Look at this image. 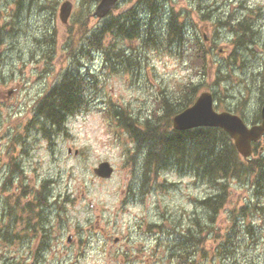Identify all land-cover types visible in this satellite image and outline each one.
Masks as SVG:
<instances>
[{
	"label": "rangeland",
	"instance_id": "374dc122",
	"mask_svg": "<svg viewBox=\"0 0 264 264\" xmlns=\"http://www.w3.org/2000/svg\"><path fill=\"white\" fill-rule=\"evenodd\" d=\"M62 1L0 0V264H172L188 230L199 239L195 264H264V179L263 187L228 179L211 220L198 201L220 187L172 156L147 170L145 148L113 116L123 112L139 129L147 120L165 128L162 99L173 106L191 81L201 84L197 95L217 94L216 110H237L252 124L264 99V0H159L150 8L151 0H121L102 20L92 16L99 0H69L65 25ZM129 14L136 36L106 33L99 50L88 42L106 21ZM172 15L181 40L167 36ZM243 19L255 32L244 45L223 24ZM203 33L206 77L193 60ZM69 73L84 81L86 105L56 129L34 105ZM252 158L264 163V151ZM103 161L113 168L109 179L93 174ZM42 185L41 206L33 208ZM196 223L212 231L205 235Z\"/></svg>",
	"mask_w": 264,
	"mask_h": 264
},
{
	"label": "trees",
	"instance_id": "16d2710c",
	"mask_svg": "<svg viewBox=\"0 0 264 264\" xmlns=\"http://www.w3.org/2000/svg\"><path fill=\"white\" fill-rule=\"evenodd\" d=\"M153 2L158 4L159 0L149 1L146 7L150 8ZM234 21L235 20L224 21L223 24L231 28L232 32L239 37L238 40L242 42V45H244L245 42H250V37L255 34L254 28L251 26L253 22H248L244 19L236 23H234ZM134 22L135 19L130 14L124 19H119L118 17L111 18L101 27V32L99 34H92L88 42L93 43V46L99 50L100 40L106 33L125 38L136 36L135 25L138 21ZM126 26H128V28ZM167 33V36L170 38L169 41L172 39L176 40V38L181 40L180 25L177 24L176 15H172L169 20ZM84 37L85 34L82 38ZM261 38L264 40V37ZM193 46H195L194 52H196L193 60L197 62L200 72L203 71L206 77L210 72V65L207 58L209 50H206L204 47L205 45L202 42H198V40ZM103 54L105 58L109 57L108 52L103 51ZM223 75L224 74L218 70L214 85L219 86L220 82L225 81V75ZM262 83L264 91V79ZM200 86V83H193L191 81L183 85L177 96L173 99L175 100L173 106L167 104L165 99H162L163 111L166 114V119H168L165 128H161L158 124L154 122L151 123L147 120L144 122V127L139 129L136 127L139 122L135 118H131L120 111L115 112L113 116L119 121L122 128L130 133L129 136L133 139L134 143H136L137 149L145 148L144 157L147 170L151 171L153 169V171H155L161 168V166L164 167L166 161L170 158L169 156H172L176 164L180 166L184 165L188 170L192 171L196 179L204 181L213 187L216 185L220 187L215 194L198 201L200 208L210 214L212 220L211 215H214L221 209L226 199L227 192L225 182L230 178L237 177L243 182L259 185L262 179H264V163L259 158H252L249 161L242 160L236 152L229 136L220 129L196 128L181 132L171 129L170 117L193 103ZM84 94L85 84L82 78L77 74H64L56 85L36 100L34 105L35 114L48 121L52 125L51 127L60 129L68 116H72L86 105ZM213 94L216 100H218L217 94ZM263 102L264 99H261L260 103ZM232 113L239 115L237 110L232 111ZM257 120H259L258 115L255 116L253 123ZM44 134H46V132ZM257 149L258 144H253L252 151L254 155H257ZM44 190V185H42L40 190L37 191L34 199L37 204H35L33 208L41 206ZM196 226L199 228V231H203L205 235L212 231L207 224L200 225L196 223ZM195 232L198 233V231ZM180 238L189 246L179 242V250L177 251L176 247H174L173 251H177L178 256L172 264H195L192 258V249L197 248L199 239L193 236L192 239H190L189 230L186 236L183 235L180 236ZM191 245H193L192 248H190ZM222 252L225 254L228 252V243ZM229 255L230 254H226L223 258L226 259ZM230 264H235V262Z\"/></svg>",
	"mask_w": 264,
	"mask_h": 264
},
{
	"label": "water",
	"instance_id": "95a60500",
	"mask_svg": "<svg viewBox=\"0 0 264 264\" xmlns=\"http://www.w3.org/2000/svg\"><path fill=\"white\" fill-rule=\"evenodd\" d=\"M118 0H100L95 7L93 16L104 18ZM72 10V4L63 2L59 7V19L63 24L67 23ZM260 122L247 126L244 121L230 112H216L213 109L212 95L208 92L201 93L195 102L182 112L172 118V125L175 130L183 131L198 127L220 128L225 131L234 141L237 152L247 159L251 155V144L264 136V104L260 109ZM113 169L107 162L99 163L93 169V173L103 179L112 175ZM68 237L67 242H70Z\"/></svg>",
	"mask_w": 264,
	"mask_h": 264
},
{
	"label": "bare ground",
	"instance_id": "6f19581e",
	"mask_svg": "<svg viewBox=\"0 0 264 264\" xmlns=\"http://www.w3.org/2000/svg\"><path fill=\"white\" fill-rule=\"evenodd\" d=\"M164 3V2H163ZM166 3V2H165ZM162 4V3H161ZM158 9V8H157ZM264 10V9H263ZM168 18V17H167ZM145 24V23H144ZM141 29V28H140ZM147 29V28H146ZM149 33V32H148ZM155 35V34H154ZM79 45V44H78ZM113 63V62H112ZM75 79V78H74ZM75 94V93H74ZM154 125V124H153ZM217 137V136H216ZM30 148V147H29ZM27 163V162H26ZM24 164V163H23ZM7 168V167H6ZM52 191V190H51ZM12 206V205H11ZM22 207V206H21ZM26 214V213H25ZM4 217V216H3ZM11 219V218H10ZM53 235V234H52Z\"/></svg>",
	"mask_w": 264,
	"mask_h": 264
}]
</instances>
